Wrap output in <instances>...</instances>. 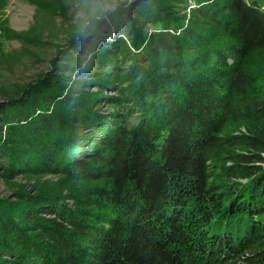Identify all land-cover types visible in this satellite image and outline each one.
<instances>
[{
	"label": "trees",
	"instance_id": "16d2710c",
	"mask_svg": "<svg viewBox=\"0 0 264 264\" xmlns=\"http://www.w3.org/2000/svg\"><path fill=\"white\" fill-rule=\"evenodd\" d=\"M64 49L0 102V174L36 178L0 198V264H264L261 3L128 1Z\"/></svg>",
	"mask_w": 264,
	"mask_h": 264
},
{
	"label": "rangeland",
	"instance_id": "374dc122",
	"mask_svg": "<svg viewBox=\"0 0 264 264\" xmlns=\"http://www.w3.org/2000/svg\"><path fill=\"white\" fill-rule=\"evenodd\" d=\"M62 1L65 8L54 12L43 11L33 0H7L4 9L0 10V102L15 95L18 87L34 82L50 71L57 72L60 69L59 60L65 52L64 46L72 39L79 26H83L94 17L102 19L109 10L133 0ZM258 1L264 7V0ZM2 27L17 32L36 28L41 43L27 45L19 39L5 36ZM116 34L122 35L120 31H113L100 34L99 39L109 40ZM53 61H57V64H53ZM58 178L44 176L40 181L50 182ZM35 181L36 178L23 174H18L14 178L0 174V198H13L20 186H27L30 189Z\"/></svg>",
	"mask_w": 264,
	"mask_h": 264
}]
</instances>
